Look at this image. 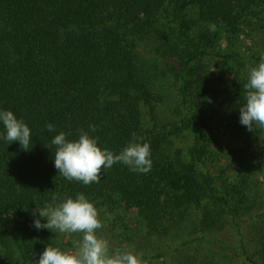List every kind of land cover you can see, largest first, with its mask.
I'll return each instance as SVG.
<instances>
[{"label":"trees","instance_id":"obj_1","mask_svg":"<svg viewBox=\"0 0 264 264\" xmlns=\"http://www.w3.org/2000/svg\"><path fill=\"white\" fill-rule=\"evenodd\" d=\"M263 27L264 0H0V108L33 136L28 151L0 141V264H34L46 245L70 249L67 234L32 226V210L76 193L134 212L147 241L197 253L216 243L219 254L264 264V131L238 121L248 70L264 55V34L261 46L251 35ZM146 41L153 61L142 54ZM157 58L174 68L182 99L164 122ZM217 62L229 63L230 76L220 64L208 68ZM80 130L114 153L133 134L142 138L150 172L117 163L97 183L66 180L47 145L60 131L73 139ZM218 136L231 155L219 175L202 158ZM228 221L238 244H207Z\"/></svg>","mask_w":264,"mask_h":264},{"label":"clouds","instance_id":"obj_2","mask_svg":"<svg viewBox=\"0 0 264 264\" xmlns=\"http://www.w3.org/2000/svg\"><path fill=\"white\" fill-rule=\"evenodd\" d=\"M243 103L239 105V123L249 132L264 131V55L249 68L244 83ZM48 133H55V125L46 124ZM90 129L93 126H89ZM60 131L52 135L50 144L53 167L68 181L87 186L97 183L103 169L120 163L134 173L147 174L152 167L151 149L142 138L130 139L118 152L99 146L95 137L80 130L75 138ZM29 126L13 111L0 108V141L18 142L28 151L33 139ZM32 226L65 234H78L74 251H62L58 247L45 246L34 259V264H140L132 251L115 250L109 253L108 242L97 236L102 227L98 212L84 193L67 196L55 203L35 207L32 210Z\"/></svg>","mask_w":264,"mask_h":264},{"label":"rangeland","instance_id":"obj_3","mask_svg":"<svg viewBox=\"0 0 264 264\" xmlns=\"http://www.w3.org/2000/svg\"><path fill=\"white\" fill-rule=\"evenodd\" d=\"M255 31L258 33H253L251 36L253 40H255V43H259L261 46L262 39L260 38L261 36L257 34H264V27L260 31ZM142 45V54L150 57V59L153 58L155 55L150 54L153 50V44L146 41ZM252 45L256 46V44ZM207 51H212L213 53L216 52V49L211 47L207 49ZM151 60L153 61V59ZM153 63L159 69L158 72L160 73L159 76L161 78V92L164 94V105L158 108L157 118L158 120L164 118V122L166 120V116L168 115V111L172 110L173 106L179 101L180 103L182 102L181 92L179 90V81L176 78L175 70L171 64L166 63L164 60L159 58L154 60ZM218 64H220L219 70L221 74L230 76L232 68L227 62L213 63L208 65V68H214V66ZM234 70L236 73L243 72V69H240L237 66H235ZM221 81H224V76ZM215 140L216 143L212 149L206 153L205 157L202 158L205 168L212 169L214 173L219 175V173H222L223 170L227 168L231 155L226 148V140L224 138L218 136ZM179 141L183 146H188L189 144L188 140L184 138H179ZM230 172L231 170L225 171L226 174ZM93 205L98 212V218L102 224V227L96 230V234L108 242L109 253H112L115 250L132 251L138 255L140 264H245L239 255L232 253V251H229L228 249H225V252L221 251L219 254V244L217 245L216 243H212L211 246H203L198 249L200 253H197V250L195 251L196 246L182 247L177 250V244L168 243L160 238H151L147 241L143 237L145 235L143 224L134 212L124 210L118 206L107 208L97 206L94 203ZM226 218L228 219V216H226ZM247 228L248 232H252L249 231L251 230L250 226ZM238 234L239 232H237L228 221L223 229L210 232L209 235L212 236V239L206 243L211 244L210 242L212 241L227 237L229 245L235 246L239 241ZM64 239L69 240L70 242V249L67 251H74L79 240V235L67 234ZM159 252H167L163 261H156V259L152 257ZM207 255H209V257L204 258Z\"/></svg>","mask_w":264,"mask_h":264}]
</instances>
